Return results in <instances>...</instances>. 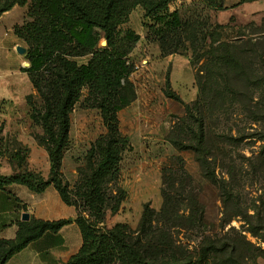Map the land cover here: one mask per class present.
Returning a JSON list of instances; mask_svg holds the SVG:
<instances>
[{
  "label": "rangeland",
  "instance_id": "1",
  "mask_svg": "<svg viewBox=\"0 0 264 264\" xmlns=\"http://www.w3.org/2000/svg\"><path fill=\"white\" fill-rule=\"evenodd\" d=\"M223 5V9L215 10L202 0H172L170 11L178 12L182 24L166 30L162 36L151 33L143 23V20L145 23H151V20L143 18L140 6L131 11L123 27H131L140 35L128 56L132 65L130 79L136 96L128 106L135 109L129 113L130 108L125 106L117 113L119 128L128 136L131 148L122 152L116 173L98 170L103 153L95 143L105 131V126L102 112L96 107L97 95L84 86L68 111L67 144L58 178L77 214L87 222L106 229L115 224L125 225L137 236L145 206L158 212L167 197L172 215L168 221L155 219L153 226H166L164 229L170 232L176 243L182 242L194 250L204 235L214 237L228 232L233 236L234 232L230 230L234 227L256 246V260L264 264V155H260L264 140L257 138L264 135L263 68L259 70L263 76L262 86L252 90L262 102L258 108L254 107L259 119H253L257 114L253 116L243 112L241 107L232 106H228L233 109L229 121H224V114L220 115L217 129L224 133L230 131L234 137L243 135V138L237 145L226 144L228 155L219 156L213 163L215 177L212 182L202 176L194 151L177 149L167 139L180 125L185 110L184 105L167 96L165 90L175 91L185 103L196 98V66L192 59L208 48L212 42L209 35L216 43L251 38L258 42V52L264 53V0L241 3L239 0H224ZM27 9L28 4L15 5L11 12L5 14L1 24L6 34L0 38L2 42L9 44L17 39L8 27L13 22L22 23ZM103 41L104 38L99 45H104ZM19 45L24 51H17V47L14 51L23 59L22 67H27L28 45L23 40ZM73 59L85 62L88 56ZM6 60L10 61L9 55ZM12 61L15 62L13 58ZM202 62L203 59L199 65ZM1 68L5 70L7 66L2 65ZM42 74L46 77L47 70ZM23 76L21 91L22 83L12 72L7 74L8 85L3 83L0 86V94L7 97L0 98V168L8 173L14 168H26L47 177L50 162L46 143L51 141L42 118L47 102L42 90L33 86L28 74ZM29 94L31 97L28 98ZM148 108H152L151 111ZM55 123L52 119L49 122L57 133ZM181 164L183 170L180 169ZM184 173L192 177V193L196 194L202 208V223L206 227L180 228L178 215L186 207V200L182 199L180 192L183 187L182 194L185 195L190 189L186 185L189 179H185ZM223 184L230 186L232 194L239 197L238 206L235 200L223 204L220 195V185ZM89 193L93 200L87 198ZM231 211L241 214L229 219L228 212ZM175 218L179 219V226H167Z\"/></svg>",
  "mask_w": 264,
  "mask_h": 264
},
{
  "label": "trees",
  "instance_id": "2",
  "mask_svg": "<svg viewBox=\"0 0 264 264\" xmlns=\"http://www.w3.org/2000/svg\"><path fill=\"white\" fill-rule=\"evenodd\" d=\"M171 1L0 0V15L15 5L28 4L26 19L14 24L13 32L28 45L26 58L29 66L21 70L28 74L33 86L42 90L45 96L47 110L42 118L48 127V140L51 141L46 143L50 162L47 177L26 168H14L9 173L0 172V190L9 184L19 183L32 192L41 193L53 185L62 200L73 205L60 185L58 172L67 144L68 111L84 86L97 95L96 107L102 112L105 126V131L95 143L103 153L97 168L100 172L118 171L122 152L131 146L128 136L119 128L117 113L136 98L134 84L130 79L132 65L128 56L140 39L134 29L123 25L128 21L131 11L140 6L143 18L151 20V23H145L144 20L143 23L151 33L162 36L166 30L182 24L178 12L170 11ZM202 1L215 10L224 8V0ZM244 1L239 0L240 3ZM103 38L106 43L99 45ZM208 38L212 41L208 48L192 59L196 66V98L185 103L173 90H165V94L180 101L185 110L180 125L171 131L167 139L177 149L194 151L202 176L212 182L215 177L213 163H216L219 156L228 155L226 144L237 145L243 138V135L234 137L230 131L224 133L218 130L220 115L224 114V121H229L233 110L229 109L230 106L241 107L243 112L253 116L258 113L255 108L261 106L262 102L252 90L262 86L263 76L259 70L263 68L264 71V53L258 52V42L251 38L217 43L213 42L211 35ZM82 56H88V59L85 62L73 59ZM44 70L48 73L46 77L42 74ZM50 118L56 122L57 133L49 124ZM253 119L258 120V114ZM257 138L264 140V135L260 134ZM260 155H264V143ZM180 169H184L182 164ZM184 174L185 179H189L186 185L190 189L185 195L182 194L183 187L180 192L182 199L186 200V207L178 215L180 228H202V208L196 194L192 193V177ZM220 188L224 205L229 201L235 200V204L239 202V197L232 194L230 186L223 184ZM87 198L94 199L91 193ZM239 214V211L228 212L229 219ZM171 215L172 209L168 206L167 197L158 212L146 205L138 224L137 236L125 225L115 224L106 229L87 222L80 214L74 218L56 220L34 217L19 220L14 238H0V264H5L12 254L44 233L57 232L72 221L79 227L82 243L62 264H259L256 260V246L234 227L230 230L234 232L233 236H229L228 232L215 234L214 237L204 235L193 247L194 250L182 242L176 243L170 232L164 229L166 226H153L155 219L168 221ZM167 226H179V219L175 218Z\"/></svg>",
  "mask_w": 264,
  "mask_h": 264
},
{
  "label": "crops",
  "instance_id": "3",
  "mask_svg": "<svg viewBox=\"0 0 264 264\" xmlns=\"http://www.w3.org/2000/svg\"><path fill=\"white\" fill-rule=\"evenodd\" d=\"M9 12L11 9L0 15V38L6 34L1 23L5 14ZM13 25L14 22L9 25V31L13 32ZM20 42L21 39L18 37L9 44L0 40V86L2 87L3 83L8 85L7 74L12 72L17 76V80L22 83L21 91L25 79L23 75L26 73L21 70L23 59L14 51ZM8 55L10 61L6 60ZM12 58L15 62L12 61ZM172 58L173 56L170 57V59ZM2 65H6L7 68L4 70L1 68ZM171 84L174 87L173 82ZM0 98L7 97L0 94ZM128 108L130 107L128 106ZM134 109L130 108L129 113ZM148 109L151 111L152 108ZM0 172L8 173L3 168H0ZM23 212H29L30 217L45 220L74 218L77 215L75 207L66 204L52 185H49L41 193H35L23 184L12 183L0 190V238L11 239L15 237L17 223L22 220L20 215ZM81 243L82 237L79 227L76 222L72 221L62 226L57 232L44 233L39 238L29 242L22 249L12 254L5 264H62L80 248Z\"/></svg>",
  "mask_w": 264,
  "mask_h": 264
},
{
  "label": "water",
  "instance_id": "4",
  "mask_svg": "<svg viewBox=\"0 0 264 264\" xmlns=\"http://www.w3.org/2000/svg\"><path fill=\"white\" fill-rule=\"evenodd\" d=\"M103 42H104V44L106 43L105 40ZM17 51L23 52L24 51V48L19 45V46H17ZM29 218H30L29 212H23L22 213V216H21V219L22 220H28Z\"/></svg>",
  "mask_w": 264,
  "mask_h": 264
}]
</instances>
